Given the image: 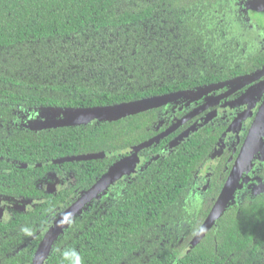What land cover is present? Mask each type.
<instances>
[{
	"label": "trees",
	"instance_id": "obj_1",
	"mask_svg": "<svg viewBox=\"0 0 264 264\" xmlns=\"http://www.w3.org/2000/svg\"><path fill=\"white\" fill-rule=\"evenodd\" d=\"M242 1L0 0V200L10 212L0 219V264H31L59 212L107 171L117 151L163 130L158 119L174 103L117 120L37 123L65 109L192 92L254 69L263 57L250 51L254 33L244 25ZM208 141L196 134L168 147L101 191L69 218L43 264H264V188L233 195L191 245L226 177L218 170L204 207L187 208L188 178ZM164 147L158 140L142 149ZM100 152L103 158L43 164ZM64 168L76 181L60 194L36 185L47 181L45 169ZM26 199L38 203L13 206Z\"/></svg>",
	"mask_w": 264,
	"mask_h": 264
},
{
	"label": "flooded vegetation",
	"instance_id": "obj_2",
	"mask_svg": "<svg viewBox=\"0 0 264 264\" xmlns=\"http://www.w3.org/2000/svg\"><path fill=\"white\" fill-rule=\"evenodd\" d=\"M255 1L256 0H243L242 7L243 15L245 16L244 25H246L248 29L251 27L254 33V44L251 46L250 51L256 56L260 55L263 57L261 63L254 69L246 71L245 73H238L236 75L199 85L192 92L186 93L183 91L186 95H180L175 99L168 101L167 103L173 102L174 106L171 109L162 112L158 119V125H167L163 130L151 137L153 138L169 130L159 139L161 142L165 140L166 147L158 149L151 148L146 151L140 149L135 155V158L137 159L135 166L130 169L129 172L125 173L133 174L138 169L145 168L151 162L168 153V147L173 148L174 150L178 145L183 144L196 134L206 137L207 141L210 140L208 141L209 149L206 156L202 157L203 160L199 162L198 166L192 171L191 176L188 178L187 196L189 198L187 199L185 196L183 199L187 208L195 211L202 209L208 192L215 189V187H213L214 174L218 170H221L222 173H226L225 180L222 186L218 189L215 198H211L214 199L207 216L221 193L227 178L232 173L244 141L250 130L257 123L258 115L264 113V25L260 26L259 22L256 21V17L264 19V0L261 5L257 7L253 4ZM242 65L246 67V69L249 65L252 67V64L248 63H243ZM253 65L256 64L253 63ZM246 75H252V77L245 79L244 77ZM167 103L162 105H166ZM262 117L264 118V116ZM263 122L264 119L262 120V123ZM258 127L259 126L257 125L254 128V138L256 139L257 145L260 146L256 148L252 153V157L243 165L234 192V195H237L238 198L246 193H259L264 188V177L262 175L264 170V131H262V128L260 127L258 129ZM155 142H152L150 145ZM132 147L133 146L125 148L123 152L117 151L115 159L111 162V166L120 159L128 156L129 153H131V151L128 152V150L132 149ZM103 157L104 154L102 157L94 159ZM85 160L88 161L93 159ZM46 162L49 161H45L43 164L53 165ZM255 163L258 165L257 167L254 166ZM41 171L42 170L38 171V174ZM45 174L46 176L44 179L47 178V181L36 183V185L50 196L60 194L65 184L66 187H68L76 181L74 174L68 172L67 168H64L63 170L45 169ZM125 174L109 184L108 187L121 179ZM101 176L97 178L88 189L92 187ZM246 177H249L250 179L248 178V181L245 183ZM34 180H36V176L34 177ZM251 181L256 183V189H250L248 187V183ZM86 190L78 192L71 204L80 198ZM100 192H98L97 195ZM64 201L65 200L62 199L57 204L59 205ZM37 203V201L34 202L31 199H26L22 203L14 204L13 206L19 210H25ZM0 209L2 212L0 219L8 218L10 212L2 200H0ZM79 209L76 212H78ZM63 210H61V212Z\"/></svg>",
	"mask_w": 264,
	"mask_h": 264
},
{
	"label": "water",
	"instance_id": "obj_3",
	"mask_svg": "<svg viewBox=\"0 0 264 264\" xmlns=\"http://www.w3.org/2000/svg\"><path fill=\"white\" fill-rule=\"evenodd\" d=\"M262 2L263 0H256L253 4L257 7L261 5ZM251 77L252 75H246L244 78L248 79ZM180 95H186V94L183 91H178L175 93L157 95V96L142 98L138 100L128 101V102H121L113 105L65 109L63 111L58 112V115L63 114L62 117H58L55 119L41 120L37 123L36 127L41 129V128H47L53 126L76 124V123H90L96 120H117L129 114H136L141 111L158 107L162 104L167 103L168 101L175 99ZM258 116L259 117H257V123L250 130L248 136L244 141L243 147L237 157V162L236 165L234 166L232 173L227 178L225 185L221 193L219 194L214 206L212 207L209 215L207 216L201 227L197 230L194 239L191 241V245L195 244L204 236L206 231H208L209 228L215 223V220L222 214V212L225 210L230 200L233 198L235 188L240 178V174L244 163L252 157V153L256 150L258 146H260L257 145L256 139L254 138L255 136L254 128L258 125L260 128H262V131H264V122L262 123V120L264 119L262 116H264V113H261V115ZM167 132L155 136L146 142L133 146L132 149L128 150V152L131 151V153H129L128 156L120 159L115 164H113L110 167V169L107 172H105L92 187L86 190L80 198H78L68 208H66L61 213H59L57 218L51 223V225L47 228L46 232L43 234L35 250L31 264H43L53 241L60 234L63 227L67 224L69 218L73 214H75V212L83 204L96 197L98 192L107 188L109 184H111L121 175L129 172L130 169H132L135 166V163L137 161L135 155L140 149H142L144 146L150 145L152 142L158 141L160 137H162ZM102 155H103L102 152L91 153V154H80L75 156H69V157L67 156V157L54 159L46 163L54 164V163H60L65 160L73 161V160L94 159L97 157H102ZM263 156H264V152H263ZM1 215L2 212L0 209V217Z\"/></svg>",
	"mask_w": 264,
	"mask_h": 264
},
{
	"label": "rangeland",
	"instance_id": "obj_4",
	"mask_svg": "<svg viewBox=\"0 0 264 264\" xmlns=\"http://www.w3.org/2000/svg\"><path fill=\"white\" fill-rule=\"evenodd\" d=\"M256 21L257 22H259V24H260V26L261 25H264V19H262V18H258V17H256ZM254 166H258L256 163H255V165ZM249 178V177H248ZM248 178L246 177V179H245V183L248 181ZM250 179V178H249ZM248 187L250 188V189H256V183L255 182H253V181H251V182H249L248 183ZM9 216V215H8ZM7 216V217H8Z\"/></svg>",
	"mask_w": 264,
	"mask_h": 264
},
{
	"label": "crops",
	"instance_id": "obj_5",
	"mask_svg": "<svg viewBox=\"0 0 264 264\" xmlns=\"http://www.w3.org/2000/svg\"><path fill=\"white\" fill-rule=\"evenodd\" d=\"M57 218V217H56Z\"/></svg>",
	"mask_w": 264,
	"mask_h": 264
}]
</instances>
